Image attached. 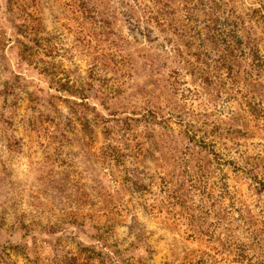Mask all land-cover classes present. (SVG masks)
Returning <instances> with one entry per match:
<instances>
[{
  "label": "rangeland",
  "instance_id": "obj_1",
  "mask_svg": "<svg viewBox=\"0 0 264 264\" xmlns=\"http://www.w3.org/2000/svg\"><path fill=\"white\" fill-rule=\"evenodd\" d=\"M162 2L0 0V264H264V0Z\"/></svg>",
  "mask_w": 264,
  "mask_h": 264
},
{
  "label": "trees",
  "instance_id": "obj_2",
  "mask_svg": "<svg viewBox=\"0 0 264 264\" xmlns=\"http://www.w3.org/2000/svg\"><path fill=\"white\" fill-rule=\"evenodd\" d=\"M152 1L154 3L153 7L155 9L153 10V8H148V10L145 11L147 15L149 16L151 15L149 20H154V22L156 23L159 21H162V19L165 20V18L163 17L165 15V8L168 7L167 3H164V2L161 3V0H152ZM144 37L148 39L147 35H144ZM207 39H209L213 43V45L217 47V49L215 48L216 51H218V49L223 51V53L221 52V55H219L218 58L215 59L216 61H226L228 58L226 54L231 53L234 50V48H238L242 45L239 39H235V36L233 35V33L231 34L229 32L224 34V33H220L219 31H217L212 36H209ZM247 54L248 56H251L252 59L250 60V62L251 63L253 62V65L255 67L257 66L258 63L263 61L262 56H259L257 54V50L256 48H253V46L247 49ZM110 147H111L110 145L107 146V150L109 149L111 152L112 148ZM2 255L3 254L0 253V261L2 260L1 259Z\"/></svg>",
  "mask_w": 264,
  "mask_h": 264
}]
</instances>
